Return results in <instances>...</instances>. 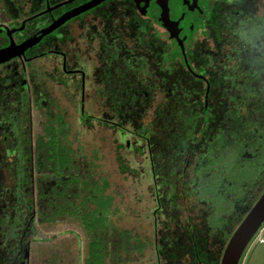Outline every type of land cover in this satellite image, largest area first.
I'll return each instance as SVG.
<instances>
[{"label": "trees", "instance_id": "1", "mask_svg": "<svg viewBox=\"0 0 264 264\" xmlns=\"http://www.w3.org/2000/svg\"><path fill=\"white\" fill-rule=\"evenodd\" d=\"M132 26L137 32L131 37L130 50L115 42V65L130 62L129 71L109 83L106 54L100 68H95L104 118L97 113L89 117L82 99L66 92L69 85L61 65L54 67L48 61L51 51L42 50L25 65L0 67V233L12 239L17 230L30 231L36 245L50 243L53 239L41 237L39 231L55 227L56 232L76 238V264H142L150 255V264H218L231 233L264 192V100L252 103L249 99L258 82L264 81V45L236 56V66L214 80L213 90L224 101L212 99L215 103L206 105L205 86L191 81L177 65L175 48L149 27ZM71 41L72 48L81 44L78 38ZM140 47L142 52H138ZM69 53V65L92 67L87 54ZM156 89L163 92V98L152 116L162 136L154 149V121L139 120L157 98ZM75 106L77 118L72 113ZM101 119L113 122L108 128L111 132L114 127L110 143L122 174L134 171L123 162L133 150L149 162L153 179L147 225L111 217V211L116 213L124 206L122 194L114 191L113 176L98 169V147L85 153L80 141L81 128L97 127ZM76 121L80 122L77 126ZM7 130L19 135L22 147L12 150L10 140L3 141ZM254 155L259 156L255 163ZM190 161L192 175L184 180ZM11 168L19 176L20 187H11L19 191L14 194L20 197L15 204H8L2 196L3 189L11 185ZM176 192L204 205L202 229L189 216L179 229L184 242L180 235L175 238L168 232L163 211V201L168 205ZM9 206L16 209L15 214ZM33 207L35 219L28 226ZM70 224L76 229L69 228ZM48 254L42 264L61 263L59 252Z\"/></svg>", "mask_w": 264, "mask_h": 264}, {"label": "flooded vegetation", "instance_id": "2", "mask_svg": "<svg viewBox=\"0 0 264 264\" xmlns=\"http://www.w3.org/2000/svg\"><path fill=\"white\" fill-rule=\"evenodd\" d=\"M66 1L0 0V48L8 46L11 40L20 43L63 13L89 0ZM163 1L160 0L159 4L151 0L147 14L143 15L138 12L134 0H102L66 20L55 31L44 35L39 42L29 47L24 55L0 63V67L25 65L34 60L42 50L51 51L48 61L54 67L61 65L62 76L69 85V88H65L66 92L82 99L89 117L94 116L96 111L104 118L102 105H99L104 100L98 94L97 88L101 84L95 77V68H100L101 57L105 58L106 54L109 62L107 70L112 77L109 83L115 80L113 78L116 76L120 78L122 71H129L130 62L119 64L118 68L115 65V42H118L119 46L125 45L130 50L131 37L137 32L132 25L136 23L149 27L151 33L159 39L166 40L175 48L178 56L177 65L192 78L191 81L205 86L206 105L212 99L224 101V96L218 94V90H213L214 80L216 77L226 75L235 67L236 56L244 50L248 52L258 48L260 44L264 45L262 41L264 40V0H166V5ZM172 32L179 33L177 36L179 38L185 37L183 45L187 65ZM72 38L80 39L81 44L78 43L79 46L72 48L69 45ZM87 39L89 42L85 43L84 40ZM75 50L87 54L86 60L90 59L92 67H87L85 70L83 63H77L75 67L73 64L69 65L68 62L72 60L69 51L73 53ZM138 52H142L141 47ZM201 69L204 73L200 71ZM91 103L95 108L94 111L88 110ZM72 113L78 115L75 110H72ZM8 140L12 150L23 146L19 135L14 136L7 130L3 141ZM34 145L29 144L32 147ZM11 171L13 176L8 181L11 185L3 189L2 196L8 204H15L20 201L19 195L16 197L14 195L19 194V191L14 192L11 187L17 186V189L20 187L19 176L14 168H11ZM8 210L12 215L16 212L11 206ZM35 212L36 208L33 207L31 217H28V226L35 219ZM27 229L30 230V227ZM17 232V237L12 239L0 233V264L45 262L46 255H36L33 233L27 230L22 233L17 230ZM61 259L63 261V257Z\"/></svg>", "mask_w": 264, "mask_h": 264}, {"label": "rangeland", "instance_id": "3", "mask_svg": "<svg viewBox=\"0 0 264 264\" xmlns=\"http://www.w3.org/2000/svg\"><path fill=\"white\" fill-rule=\"evenodd\" d=\"M243 77V75L241 76ZM69 84V83H68ZM156 99L153 100L152 106H149V110L145 113V115L139 120V122L145 123L148 120L154 121V129L153 133L151 135V143L153 145V148L156 149L158 147L160 139H161V133L159 131V123L153 119L152 112L153 109L157 106L158 102L163 98V92L156 89ZM249 99H252V103L254 102H261L264 100V81L258 82L257 84V91L254 89L253 94H251ZM248 99V100H249ZM215 103V101H210ZM219 104V103H216ZM93 104L91 103L88 107V110L94 111ZM73 110V109H72ZM75 111L78 110V106H75ZM101 110V109H100ZM94 113H97L96 111ZM77 116L76 114L74 115ZM77 118V117H76ZM80 123L79 121H76L77 124ZM101 124H105V126H100L94 124L87 125L83 128H81L82 135L80 137V141H82L83 145V151L85 153H91L93 147H98L99 149V160L97 161L98 169L102 170V174L104 175H110V177L113 176L114 178V191H119L118 193H121L120 197H122V201L124 202V206H120L118 211L115 213L114 211H111L113 218H121L125 221L126 219H130L134 221L136 224H143L147 225L148 217L147 212L148 207L151 208L150 204V194L148 192L149 190V182L153 179V173L151 171V168H149V162H146V156L143 154H140L137 150H133L130 152L129 155H127V158L123 159L124 164L129 167L130 169L134 170L133 172L129 171L127 173L122 174L119 171V165L116 161V153L113 151L111 144V141L114 139V135L112 133L114 132L113 129L111 132H109L108 128L110 124L112 125L113 122H111L110 119H101L99 122ZM81 125V124H80ZM109 140V141H108ZM123 140V139H122ZM255 159H252V162H256L259 159L258 155H254ZM124 157V156H123ZM254 158V157H253ZM255 160V161H254ZM250 161V163H252ZM193 162L190 161L188 165V170L185 173L184 180H189L192 175L191 165ZM162 168V164H161ZM149 180V181H148ZM113 186V185H112ZM153 187V185H152ZM112 191V190H110ZM119 195V194H118ZM175 198L170 199L169 204H166V201H163V211L167 217V229L168 232L177 238V236L180 237V240L184 242L186 240L185 235L182 233L179 229L183 228L185 225L186 218L189 216L191 217V223H193L196 227L202 229V223L200 222V219L204 213L203 208L204 205L202 203L195 204L196 202L193 199H185L181 197V194L179 192L175 193ZM124 197V198H123ZM132 205V208L130 209V206ZM126 207V208H125ZM171 209H174L171 213ZM114 214L117 215L114 217ZM129 217V218H127ZM116 221V220H115ZM128 221V220H127ZM117 223H121L117 219ZM130 223V221H128ZM127 223V224H128ZM69 228H73L72 230L76 229L74 224L68 225ZM128 227V225H125ZM82 230V229H81ZM150 230V229H148ZM79 232V230H78ZM82 233V231H81ZM39 235L41 237L48 235L51 240L50 243H37L35 245L36 248V255L40 256L44 255L47 256L48 252H59L62 257L63 261L59 264H76L77 262V248H76V238L65 232H56V228H43L41 231H39ZM81 235V234H80ZM79 236V235H78ZM79 251L83 248L81 246H84V240L83 237H79ZM256 238V234L252 237V239L247 244L239 264L242 262L243 257L245 256L248 248L253 243V241ZM37 246H40L41 248H37ZM41 250V251H40ZM186 250V249H184ZM82 252V250H81ZM78 254H82L78 252ZM49 255V254H48ZM149 255V254H148ZM151 256V255H150ZM147 256V263L142 264H150L153 261L152 256ZM221 257V256H220ZM41 260V258H39ZM82 259V258H81ZM43 261L39 262L41 264Z\"/></svg>", "mask_w": 264, "mask_h": 264}, {"label": "water", "instance_id": "4", "mask_svg": "<svg viewBox=\"0 0 264 264\" xmlns=\"http://www.w3.org/2000/svg\"><path fill=\"white\" fill-rule=\"evenodd\" d=\"M69 1V0H67ZM66 1V2H67ZM102 0H89L88 2L73 8L54 19L49 25L40 29L37 33L26 38L20 43H15L11 40L10 44L6 47L0 48V63H3L12 57L22 56L24 52L41 38L53 31L71 17L95 6ZM151 0H134L137 10L140 14H147L148 4ZM160 4V0H154ZM166 5V0L163 1ZM64 3V2H63ZM60 5V4H58ZM56 5V6H58ZM54 6V7H56ZM173 34V32H172ZM179 34V33H178ZM178 34H173L176 37L178 46L183 54L184 62L187 65V60L184 55L183 41L185 37L179 38ZM264 223V192H262L242 220L235 227L230 237L228 238L225 247L222 251L218 264H239L241 256L252 237L256 234L261 224Z\"/></svg>", "mask_w": 264, "mask_h": 264}, {"label": "crops", "instance_id": "5", "mask_svg": "<svg viewBox=\"0 0 264 264\" xmlns=\"http://www.w3.org/2000/svg\"><path fill=\"white\" fill-rule=\"evenodd\" d=\"M240 264H264V223L256 232V238Z\"/></svg>", "mask_w": 264, "mask_h": 264}]
</instances>
